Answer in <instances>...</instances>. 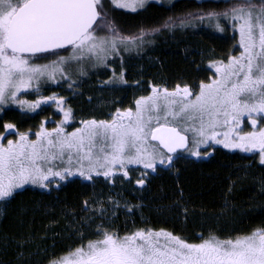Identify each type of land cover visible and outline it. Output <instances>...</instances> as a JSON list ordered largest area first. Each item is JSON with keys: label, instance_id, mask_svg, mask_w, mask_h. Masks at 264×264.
<instances>
[{"label": "snow or ice", "instance_id": "1", "mask_svg": "<svg viewBox=\"0 0 264 264\" xmlns=\"http://www.w3.org/2000/svg\"><path fill=\"white\" fill-rule=\"evenodd\" d=\"M144 3L110 0L133 10ZM189 17L179 26L199 19L233 33L232 50L226 58L209 60L206 79L171 89L149 82L148 94L132 106L115 108L109 119H82L69 132L72 108L55 92L41 95L40 84H66L71 91L89 67H108L158 29L123 35L105 0H0V106L35 112L54 105L62 114L53 128L46 127L50 118L42 119L34 133L7 121L0 125V202L7 204L24 185L49 189L76 174L112 183L131 182L130 173L139 171L134 183L143 186L150 173L173 170L180 159L207 157L217 145L253 153L264 166V0H235L222 11ZM175 25L169 17L163 26ZM124 76L121 64L119 82L126 83ZM114 77L115 72L103 83ZM29 89H35V99L22 98ZM95 211L107 219L101 202ZM91 235L95 238L85 239L80 233L77 246L48 264H264V228L226 238L210 232L189 242L151 227L121 235L102 220Z\"/></svg>", "mask_w": 264, "mask_h": 264}, {"label": "trees", "instance_id": "2", "mask_svg": "<svg viewBox=\"0 0 264 264\" xmlns=\"http://www.w3.org/2000/svg\"><path fill=\"white\" fill-rule=\"evenodd\" d=\"M225 2H149L133 12L110 6L109 17L123 35L158 29L145 36V50L123 54L106 68L89 67L88 75L80 77L71 91L66 84H43L40 94L64 96L77 124L82 119H109L115 108L132 106L136 97L148 92L149 82L169 87L198 85L210 74L209 60L226 58L232 50L233 33L226 26L219 32L196 19L191 21L200 27H180L179 20L193 12H219ZM169 17L176 21L170 29L163 26ZM121 64L126 83L118 80ZM113 72L114 82L103 83ZM25 96L34 99L36 92ZM13 107L0 111V125L7 121L18 131H26L35 130L46 117L50 124L58 120V113L50 106L34 113ZM109 197L120 203L108 210L104 219L95 207L101 202L111 209ZM126 205L133 207L129 210ZM102 220L121 235L151 227L189 242H199L200 236L210 232L220 238L248 234L264 228V166L253 153L217 146L206 158L180 159L173 170L150 173L143 186L134 185L133 179L109 183L101 176L93 181L67 179L49 189L26 186L7 204L0 203V264H48L53 256L77 246L80 233L85 239L95 238L91 233Z\"/></svg>", "mask_w": 264, "mask_h": 264}, {"label": "rangeland", "instance_id": "3", "mask_svg": "<svg viewBox=\"0 0 264 264\" xmlns=\"http://www.w3.org/2000/svg\"><path fill=\"white\" fill-rule=\"evenodd\" d=\"M171 1H174V0H145V3H144V6L147 4V3H149V2H154V3H169V2H171ZM197 1H204V0H197ZM213 1H226L225 3L226 4H224V8L223 9H225V8H228V7H230L231 6V4L232 3H234L235 2V0H213ZM122 2H123V0H122ZM105 5H106V8L108 9V8H110V6H112V7H115V8H118V9H122V10H126V11H136V10H139V9H141V8H143V7H137L135 10H133L131 7H117V6H115V5H111L110 4V0H105ZM109 6V7H108ZM222 9V10H223ZM222 10H220V11H222ZM193 14H195V15H193ZM193 16H199V15H203L204 14V12L203 13H201V12H193ZM189 15H187V16H183L184 18H189V19H191L190 17H188ZM193 20V19H192ZM196 20H199V19H196ZM196 20H194V21H196ZM203 23H205V25H209L206 21L205 22H203ZM197 23L195 22H192L191 21V23L190 24H188L187 26H189V27H192V26H195ZM198 25V24H197ZM201 25H198V27H200ZM196 28H198L197 26H195ZM204 27H206V26H203L202 28H204ZM212 27V26H211ZM212 28H214V27H212ZM183 31V28H180L179 29V32H182ZM171 32V31H170ZM134 35V34H133ZM146 42H148L147 40H145V42L143 43V45L141 46V47H139V48H132V49H130L128 52H122L121 53V55H123V54H130V53H135V52H142V51H144L145 49H144V45H145V43ZM131 55V54H130ZM52 58H54V57H52ZM38 63H45L46 61L45 60H40V61H37ZM97 68V67H96ZM44 83H41L40 84V88H41V86L43 85ZM54 85V84H53ZM161 86H165V85H161ZM166 87H168L169 89H171V88H173L174 86H166ZM150 90V89H149ZM148 90V91H149ZM33 91H35V89H29V90H26V94L27 93H30V92H33ZM148 94V92L146 93V94H143V95H147ZM42 95V94H41ZM48 95H51V94H48ZM45 96H47V95H45ZM139 96H141V95H139ZM22 98H24V99H28V97L27 96H25V94L22 96ZM36 98V97H35ZM34 98V99H35ZM28 100H32V99H28ZM16 107V108H18V109H20V107L18 106V105H14V104H8V105H6V106H0V108H7V107ZM46 106H50L51 107V109H53L55 112H57L58 113V110L55 108V106L54 105H41V107L43 108V107H46ZM13 107V108H14ZM21 110V109H20ZM38 110V109H37ZM36 110V111H37ZM1 111V110H0ZM22 111H25V112H28V113H34V112H29L27 109H24V110H22ZM62 118V114H60V113H58V120L57 121H59L60 119ZM51 120V119H50ZM80 125H79V122L77 123V124H74V121H72V120H70L69 122H68V124L65 126V128H66V131H72V128H75V127H79ZM46 127H48V128H53V127H55V123H51L50 124V122L49 123H47L46 124ZM38 128H39V125L37 126V128L35 129V130H26V131H31V132H35V131H37L38 130ZM245 130H247V129H245ZM8 138H12V139H14L15 137L14 136H9ZM5 143H6V140L4 141ZM217 146H219V145H217ZM217 146H215V147H217ZM220 147H222V146H220ZM228 150V149H227ZM234 150H238V149H234ZM238 151H240V150H238ZM212 153V152H211ZM210 153V154H211ZM250 154V153H249ZM208 157V156H207ZM202 158H206V157H202ZM130 175H131V178L133 179V184L134 185H136L135 183H134V181H135V179H137L138 177H139V171H133V172H131L130 173ZM100 177V176H99ZM101 177H103V176H101ZM74 178H81V177H79V175L78 174H76V175H74V176H72V177H69L68 179H74ZM83 179V178H82ZM61 182H63V181H60L59 183H61ZM114 182H119V179H115L114 180ZM114 182H112V183H114ZM26 186H31V187H38V188H40L39 186H36V185H32V184H27V185H24L23 186V188L24 187H26ZM58 185L57 184H53L51 187H57ZM137 186V185H136ZM117 202H118V204L120 203V201L119 200H117V199H115L114 197L113 198H111V200H108L107 201V203H112L111 204V209L108 207V206H103L105 209H107V211L108 210H114V209H116L117 207H118V204H117ZM0 203H2V202H0ZM93 205L94 204H91L90 203V207L93 209L94 207H93ZM95 208H97V207H95Z\"/></svg>", "mask_w": 264, "mask_h": 264}]
</instances>
